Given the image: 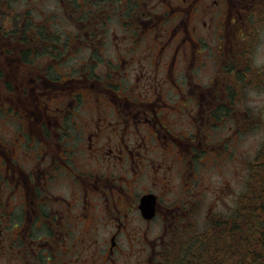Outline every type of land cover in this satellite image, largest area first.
<instances>
[{"label": "flooded vegetation", "instance_id": "obj_1", "mask_svg": "<svg viewBox=\"0 0 264 264\" xmlns=\"http://www.w3.org/2000/svg\"><path fill=\"white\" fill-rule=\"evenodd\" d=\"M105 1L122 39L99 42L87 13L79 77L52 78L45 65L18 84L19 129L0 138V264H162L196 225L197 168L226 151L215 126L245 114L231 99H243L249 73L261 78L245 53L264 0Z\"/></svg>", "mask_w": 264, "mask_h": 264}, {"label": "rangeland", "instance_id": "obj_2", "mask_svg": "<svg viewBox=\"0 0 264 264\" xmlns=\"http://www.w3.org/2000/svg\"><path fill=\"white\" fill-rule=\"evenodd\" d=\"M5 1L9 2V0H0V138L13 137L19 129L13 111L16 106L17 97H22L18 84L21 83L20 80L24 76L29 78L33 74L31 71L35 69H37V73L42 69L43 71H47V69L44 70V66L50 65L49 73L53 76L52 78L69 79L71 77H79L81 72H78V69H80L81 65L84 66L88 57V54L80 49L84 39V31L82 30L83 21L75 17L72 10L70 13L73 15H69V5L66 1L20 0L16 5L10 4L12 5L11 7L7 6ZM66 10L68 15L66 14ZM47 11H54L58 14L47 18L50 15ZM14 16L17 18H10ZM27 20H29V24L33 25L31 26L32 28L45 26L46 32L50 33L51 36L53 35V39L52 43L47 42L44 38H41L40 41L36 36L38 31L32 33L31 41L33 45L29 48L31 52L29 51V54L26 55V58H28L26 59L27 62H22L21 60L23 59L20 51L24 48L18 45L20 35L17 30L19 26L21 28L22 25L26 24ZM118 20H108L105 26H100L98 20H93L98 28L92 26L90 32L92 34L96 33V36L102 39L99 42L114 43L117 41L113 35L114 31V34L118 33L119 40L124 37V31L120 28V25L114 30L115 23L118 22L120 24L121 20ZM102 27H105V35L99 37L98 33ZM103 50L101 54L97 52L99 59L107 60L113 64L116 63L118 57L115 51L113 49ZM51 52H55V58L60 60H49ZM98 69L101 68L98 67ZM31 85V83H27L29 89ZM248 87L264 88V73H262L261 78H255L252 73H249L246 88ZM238 100L237 98L231 99L233 102L231 106L236 110L238 108L234 103L239 106L243 99L237 103ZM240 107L241 111L245 112V114L235 115L232 118L229 115L228 119H231L230 121L232 122L230 125H228L230 121L226 120L214 128L212 140H222L226 144V151L220 152L223 154V158L215 156L209 166L202 167L201 170L200 167L197 168L198 172H200L198 178L199 184L201 189H205L206 191L200 197V202L202 200L211 202L221 196L225 198L222 203L214 202L215 207L211 204L208 208L202 203L201 207L203 208H201V213L199 211L198 230L205 226L206 220L210 216H213L215 212H222L230 208L237 194L244 189L243 184L248 173V164L253 160L258 151L251 155H240L237 152L236 146L240 139L261 124H264V119L260 116H254L246 107ZM238 117L245 119L241 124L242 126L245 123L246 125L249 124L250 127L247 130L246 126L245 133L235 136L236 133L232 134V132H237ZM230 135L232 136L231 138H234L231 139ZM199 160H204V158L200 156ZM185 235L183 234V236Z\"/></svg>", "mask_w": 264, "mask_h": 264}, {"label": "trees", "instance_id": "obj_3", "mask_svg": "<svg viewBox=\"0 0 264 264\" xmlns=\"http://www.w3.org/2000/svg\"><path fill=\"white\" fill-rule=\"evenodd\" d=\"M53 1L58 0H50V2ZM63 1L69 5V15L72 10L74 16L81 21L85 20L87 13H91L93 17L97 14L94 20H98L100 26L105 21L111 20L108 16L111 17L113 14L112 4L109 5L105 0H59V2ZM17 2L18 0H9V2L5 1V4L11 7L10 4L16 5ZM99 10H103V14L107 13V18L99 17ZM47 13H50L47 18L58 14L54 11H47ZM86 17L89 18L90 15ZM29 23L27 20L26 24L21 28L19 26L17 30L20 35L18 42L20 47H23L26 52H31L29 48L33 45L32 33L37 31L36 36L40 41L44 38L52 43L53 35L46 32L45 26L32 28L33 25ZM246 126L248 130L250 125ZM222 155V153H216L214 157L223 158ZM247 171L244 189L237 194L230 208L215 212L200 230H198L199 211L201 213L202 203L209 208V205L214 202L222 203L225 198L221 196L211 202L199 201L196 225L192 227V230L190 228L183 230L175 242L167 245L162 264H264V147L257 151L248 164ZM213 206L215 207L214 204ZM183 234L186 235L183 236Z\"/></svg>", "mask_w": 264, "mask_h": 264}, {"label": "clouds", "instance_id": "obj_4", "mask_svg": "<svg viewBox=\"0 0 264 264\" xmlns=\"http://www.w3.org/2000/svg\"><path fill=\"white\" fill-rule=\"evenodd\" d=\"M243 39L247 44V38ZM245 55L253 69L264 73V26L257 28L256 39L251 42L250 50ZM239 106L246 107L252 115L264 119V88L244 89L243 100ZM236 147L240 155H251L264 147V124L242 137Z\"/></svg>", "mask_w": 264, "mask_h": 264}, {"label": "water", "instance_id": "obj_5", "mask_svg": "<svg viewBox=\"0 0 264 264\" xmlns=\"http://www.w3.org/2000/svg\"><path fill=\"white\" fill-rule=\"evenodd\" d=\"M149 205V204H148ZM148 205H147V203L145 202V201H143L142 203H141V205H140V208H141V210H142V214L145 216V217H147V218H149V217H151V215H152V213H153V210L150 208V209H148Z\"/></svg>", "mask_w": 264, "mask_h": 264}]
</instances>
